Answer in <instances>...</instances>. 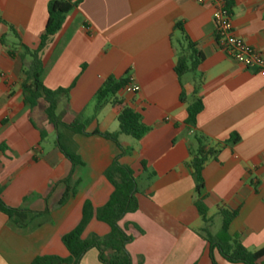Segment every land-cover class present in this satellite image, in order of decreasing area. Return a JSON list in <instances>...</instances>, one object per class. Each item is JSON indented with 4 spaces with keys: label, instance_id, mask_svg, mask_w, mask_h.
Returning a JSON list of instances; mask_svg holds the SVG:
<instances>
[{
    "label": "crops",
    "instance_id": "1",
    "mask_svg": "<svg viewBox=\"0 0 264 264\" xmlns=\"http://www.w3.org/2000/svg\"><path fill=\"white\" fill-rule=\"evenodd\" d=\"M50 1L0 0L6 21L0 23V146H5L0 187L9 206L46 212L17 227L0 211V264H30L43 255L68 257L62 236L80 222L85 201L100 207L109 200L113 185L105 170L117 157L138 172L140 186L151 192L140 195L139 209L119 222L132 237L127 244L132 264H213V258L216 264H244L211 251L195 205L189 162L198 146L196 134L208 137V147L215 149L203 170L211 233L221 230L212 231L214 219L222 221L220 210L237 209L229 235L251 251L263 248L264 75L219 48L210 2L82 0L42 53L45 86L68 88L76 81L69 97L59 101V119L70 123L81 117L88 123L89 134L60 129L65 144L82 160L74 166L57 144V128L45 118L44 100L31 109L22 89L23 69L31 61L24 46H39ZM228 5L236 34L264 54V0H228ZM178 23L205 56L198 72L181 80L175 73ZM123 76L140 85L137 93H122L124 103L151 130L140 140L120 135L122 153L112 140L93 132L119 130L110 103L95 111V94L109 77ZM196 97L203 109L190 126L185 123L187 107ZM47 126L57 134L54 144L45 139ZM234 133L240 137L235 144ZM142 161L155 172L152 179L139 172ZM65 179L76 192L61 204ZM109 231L107 223L93 218L83 237ZM79 264L104 263L93 248Z\"/></svg>",
    "mask_w": 264,
    "mask_h": 264
},
{
    "label": "trees",
    "instance_id": "2",
    "mask_svg": "<svg viewBox=\"0 0 264 264\" xmlns=\"http://www.w3.org/2000/svg\"><path fill=\"white\" fill-rule=\"evenodd\" d=\"M82 0H51L48 5V19L43 33L40 36V43L36 49H30L24 46L25 53L31 59L29 66L23 69L22 89L24 101L29 104L31 109L36 108L40 100L45 102V118L53 124L58 130V146L61 151L71 160L74 166L82 164V160L69 145L64 142V136L61 128H66L73 133L89 134L86 131L87 121H82L81 117L75 118L70 123H65L59 119L57 108L62 96L69 97L70 90L75 82L68 88L50 89L43 83L44 63L42 53L47 48L53 37L61 30L67 15L81 3ZM6 21L0 16V23ZM12 32L16 33L13 25L8 24ZM177 29L181 31V38L177 42L178 58L175 65V73L181 80L187 73L196 74L205 60V56L198 49L197 44L193 42L186 34L181 23L177 24ZM6 37H2L1 42L5 45ZM9 54L14 57V51L9 50ZM84 67V66H83ZM130 77H109L95 94V111H100L107 103L112 105L117 114L119 130L117 132L101 133L98 131L93 134H100L109 140H112L117 147L124 152L120 143V135H128L135 140L142 139L151 127L143 121L142 115L124 103L122 93L130 83ZM181 99H184L181 94ZM203 109L201 98H194L187 107V117L185 123L195 126L197 116ZM43 137H44V132ZM197 149L192 153V159L189 166L192 169L195 179V205L203 219L204 227L202 229L205 238L209 242L210 249H217L220 254L229 262H240L244 264H261L264 258V247L251 251L243 244L229 235L228 230L231 222L238 216L239 211L222 209L219 214L222 217L221 230L218 234L211 233L213 218L208 216L209 207L206 203L207 194L205 192V180L203 170L206 162L215 155V149L208 147L209 138L201 133L196 134ZM237 133L232 134L231 142L233 144L239 141ZM5 146H0L1 153ZM1 160V159H0ZM141 174L146 175L147 179H152L155 172L150 170L146 161L141 162ZM105 176L113 185V192L109 200L100 207H94L87 200L83 204L82 218L80 222L71 231L62 236L64 245L69 250L68 257L57 255L37 256L30 264H79L82 257L90 249L99 251V258L104 264H132L131 256L127 250V244L131 240V235L121 227L120 220L127 214L139 209V196L151 195L148 189H143L138 180V172L133 168L123 165L115 158L109 167L105 170ZM67 189L61 199L64 203L76 188L69 179H65ZM0 211L17 226L25 227L34 219L46 212H33L24 208H15L9 206L3 199V188L0 187ZM93 218L105 222L109 225L110 231L106 235L91 234L84 238L83 234ZM213 264H216L213 258Z\"/></svg>",
    "mask_w": 264,
    "mask_h": 264
},
{
    "label": "built area",
    "instance_id": "3",
    "mask_svg": "<svg viewBox=\"0 0 264 264\" xmlns=\"http://www.w3.org/2000/svg\"><path fill=\"white\" fill-rule=\"evenodd\" d=\"M197 2L201 4L210 2L214 8L213 22L219 48L239 64L249 69H256L264 75V54L236 34L228 0H197ZM0 74L3 75L2 73ZM130 80L124 92H139L140 85L132 77H130Z\"/></svg>",
    "mask_w": 264,
    "mask_h": 264
},
{
    "label": "rangeland",
    "instance_id": "4",
    "mask_svg": "<svg viewBox=\"0 0 264 264\" xmlns=\"http://www.w3.org/2000/svg\"><path fill=\"white\" fill-rule=\"evenodd\" d=\"M47 133L48 135L45 136V139L47 141V144H54V142L57 141V134L54 133L51 129V127H48L47 126ZM46 144V145H47ZM46 145H44L46 147ZM139 184H141V182L139 181ZM221 219L219 217H217L216 219H214V225H213V228H212V231L213 233H217V231L221 228Z\"/></svg>",
    "mask_w": 264,
    "mask_h": 264
}]
</instances>
